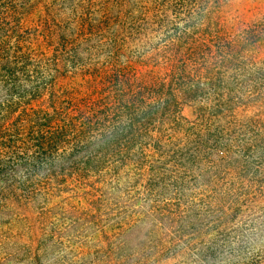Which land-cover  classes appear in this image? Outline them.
Instances as JSON below:
<instances>
[{"label":"trees","instance_id":"1","mask_svg":"<svg viewBox=\"0 0 264 264\" xmlns=\"http://www.w3.org/2000/svg\"><path fill=\"white\" fill-rule=\"evenodd\" d=\"M175 1L171 22L156 15L167 0H106L98 16L80 0L64 23L44 0H0V226L51 218L59 207L44 208L65 189H89L96 206L123 181L150 183L196 127L206 87H264V14L236 27L220 0ZM38 6L48 16L35 22ZM155 31L161 61L136 60L130 47ZM17 174L27 183L1 185ZM19 228L0 227V241L24 239Z\"/></svg>","mask_w":264,"mask_h":264},{"label":"rangeland","instance_id":"2","mask_svg":"<svg viewBox=\"0 0 264 264\" xmlns=\"http://www.w3.org/2000/svg\"><path fill=\"white\" fill-rule=\"evenodd\" d=\"M93 1L92 12L98 16L99 4L106 0ZM175 2L167 0L157 19L173 21ZM44 3L53 11L50 17L64 23L86 8L80 0ZM220 6L223 19L236 27L264 14V0H220ZM47 16L38 6L29 19L38 22ZM159 33L130 47L137 50L136 60L161 61L156 53L162 50L154 49L161 45ZM262 89L206 87L194 104L191 124L196 127H184L182 144L170 152L175 160L169 158L150 183L123 181L105 190L96 206L89 196L83 198L89 189H76L79 198L65 189L44 208L59 207L51 218L14 215L9 228L0 227L17 232L21 225L26 236L0 241V264H264ZM186 136L196 139V146H187ZM23 175L1 185L27 183ZM3 221L7 218L0 217Z\"/></svg>","mask_w":264,"mask_h":264}]
</instances>
